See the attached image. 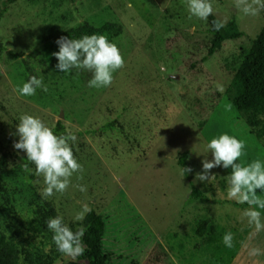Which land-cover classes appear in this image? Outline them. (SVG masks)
Segmentation results:
<instances>
[{
    "label": "rangeland",
    "instance_id": "rangeland-1",
    "mask_svg": "<svg viewBox=\"0 0 264 264\" xmlns=\"http://www.w3.org/2000/svg\"><path fill=\"white\" fill-rule=\"evenodd\" d=\"M211 3L216 17L227 22L236 17L243 31L213 54L208 52L214 38L209 18H190L188 0H0V10L7 5L0 40L7 50L25 53L16 59L7 50L0 54V158L8 156L0 173L8 188L0 194V228L5 233L28 235V222L42 219L35 211L48 201L54 210L43 218L40 238L53 247L46 222L61 216L77 229L81 221L75 215L87 205L106 218L105 244L112 264H154L159 244L158 264H190L199 242L193 226L207 217L245 234L232 264H264V254L249 255L253 247L264 251V230L255 231L243 217L247 204L227 195L232 169H212L216 177L209 182L196 179L202 162L213 159L207 144L225 133L246 143L243 164L264 161V143L246 114L233 106L231 91L235 70L264 27V9L251 16L239 11L234 0ZM107 21L123 27L113 43L126 61L110 87H89L92 73L80 70L77 76L76 69L64 73L56 68L57 59L45 60L44 33ZM32 76L43 78L48 91L20 95L16 89ZM25 114L40 118L51 129L62 120L77 136L72 148L83 165V179L74 174L65 193L47 200L40 195L43 177L31 167L29 178L24 170L26 153L14 148L19 118ZM185 151L191 180L178 164ZM192 183L210 201H190ZM78 184L87 191H79ZM258 195L264 193L258 190ZM257 210L264 217V209ZM83 242L82 255L73 259L59 252L52 264H92L84 236Z\"/></svg>",
    "mask_w": 264,
    "mask_h": 264
},
{
    "label": "clouds",
    "instance_id": "clouds-1",
    "mask_svg": "<svg viewBox=\"0 0 264 264\" xmlns=\"http://www.w3.org/2000/svg\"><path fill=\"white\" fill-rule=\"evenodd\" d=\"M235 7L245 15L255 16L264 9V0H234ZM188 11L192 16L207 21L208 17L214 15L211 0H188ZM213 28L216 31L226 27L227 19L213 20ZM56 43L59 51L53 53L58 60L56 68L64 73L76 69L77 76L80 70L92 73L88 82L89 87L106 88L114 83V73L126 66V61L120 49L115 43L108 40L105 35H85L79 39L60 37ZM75 78V77H74ZM37 89L48 91L43 78L32 76L30 80L18 87L16 91L22 96H34ZM218 91H223L222 86H217ZM264 118V117H262ZM18 142L14 148L26 153L27 160L35 165V175L43 177L45 187L40 195L42 199H49L56 193H65L71 186V178L74 174L78 179H83V165L76 158L72 145L77 142L75 134L57 135L40 118L32 115H22L17 126ZM246 143L227 133L213 138L207 149L212 153L213 159H205L202 162L203 170L197 173L196 179L201 182H209L216 175L212 169L223 167L231 168L228 176V197L237 203L247 204L249 207L243 212L249 225L254 226L255 231L264 230V217L257 209H264V196L258 195V190L264 193V161L259 159L248 164L241 162V157L246 156L244 149ZM24 170L31 172L27 165ZM192 169L182 168V175L191 173ZM81 192H86L83 185H76ZM91 212L87 205L75 215L76 221H83ZM47 228L53 233V242L57 250L65 256L75 259L85 251L83 236L85 228L78 227L75 231L64 223L63 217L56 216L47 222ZM232 233H226L223 243L226 247L234 246ZM264 254L258 247L249 251L250 256Z\"/></svg>",
    "mask_w": 264,
    "mask_h": 264
},
{
    "label": "trees",
    "instance_id": "trees-1",
    "mask_svg": "<svg viewBox=\"0 0 264 264\" xmlns=\"http://www.w3.org/2000/svg\"><path fill=\"white\" fill-rule=\"evenodd\" d=\"M6 11L7 5L0 10V22ZM208 18L210 30L214 36L208 50L209 54L220 49L226 40L239 38L243 35V31L239 29L234 16L228 20L226 27L219 31L214 30L212 23L213 20L219 18L215 15ZM122 31L123 27L120 23L107 21L99 26L85 22L75 27H69L58 34L44 33L41 38L46 44L45 60L57 59L52 54L59 51V45L56 41L62 36L69 39H79L85 35L102 34L113 43L114 38L119 36ZM5 50L7 49L0 40V54ZM7 54L14 59L25 55L23 52H14L11 49L7 50ZM231 91L234 92L232 96L233 106L246 114L248 124L264 143V118H262L264 117V27L254 38L251 48L235 70ZM105 128L107 127L105 126ZM52 130L57 135L72 133L66 129L62 120H58ZM188 154L189 152L185 151L179 156L178 164L182 168H188ZM23 161L29 169L35 168V165L27 160L26 155L23 157ZM7 162L8 156L5 154L0 158V173ZM32 177L33 175L29 172V178ZM185 177L188 180L192 179L189 173L185 174ZM191 185L188 198L190 201H210L202 189L193 183ZM7 189L6 183L0 177V194L6 192ZM48 206V201H44L38 206L35 213H40L42 219L34 217L28 222L29 229L26 236H9L0 228V264H52L56 260L59 253L57 248L55 246L48 247L47 243L40 238L44 226L43 218L47 216L48 212L54 210L53 207L48 208ZM79 224L85 228L84 241L88 248L86 253L91 258L92 264H112V254L105 244L107 230L105 216L92 209ZM75 230L73 228V231ZM229 232L234 237L232 248L226 247L223 243L224 235ZM193 234L199 239V242L195 244L194 251L191 252L190 264H198L200 256L202 257L200 264H232L240 250L242 241L245 239V234H242L238 229H228L207 217H201L195 222ZM180 246L183 244L181 243ZM161 252L162 249L159 244L155 252L154 264H158L160 261Z\"/></svg>",
    "mask_w": 264,
    "mask_h": 264
},
{
    "label": "water",
    "instance_id": "water-1",
    "mask_svg": "<svg viewBox=\"0 0 264 264\" xmlns=\"http://www.w3.org/2000/svg\"><path fill=\"white\" fill-rule=\"evenodd\" d=\"M176 78H178V77H176Z\"/></svg>",
    "mask_w": 264,
    "mask_h": 264
}]
</instances>
